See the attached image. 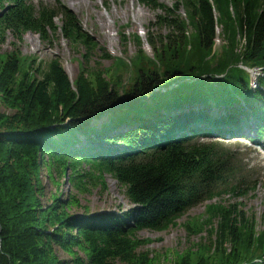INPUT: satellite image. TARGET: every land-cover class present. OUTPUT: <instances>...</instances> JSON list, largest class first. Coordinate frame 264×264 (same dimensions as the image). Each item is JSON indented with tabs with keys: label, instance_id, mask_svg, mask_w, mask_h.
<instances>
[{
	"label": "trees",
	"instance_id": "1",
	"mask_svg": "<svg viewBox=\"0 0 264 264\" xmlns=\"http://www.w3.org/2000/svg\"><path fill=\"white\" fill-rule=\"evenodd\" d=\"M141 2L163 12L157 23L169 33L148 38L153 57L140 49L133 61L117 58L120 73L110 77L83 64L71 80L58 59L27 64L0 50V103L11 111L0 112V264H153L137 230L165 229L228 186L240 188L243 166L218 138L244 126L264 136V0ZM181 5L186 17L177 15ZM0 11V41L59 30L85 46L88 63L96 49L64 5L0 0ZM82 161L110 172L133 209L77 216L69 209L80 203L61 194L42 204L32 179L42 167L61 178L70 168L76 180ZM208 207L218 221L204 251L216 257L183 254L174 264H264L254 218L234 205ZM58 248L70 258L59 259Z\"/></svg>",
	"mask_w": 264,
	"mask_h": 264
},
{
	"label": "rangeland",
	"instance_id": "2",
	"mask_svg": "<svg viewBox=\"0 0 264 264\" xmlns=\"http://www.w3.org/2000/svg\"><path fill=\"white\" fill-rule=\"evenodd\" d=\"M31 1L38 3L40 0ZM43 1L47 5L56 4L67 7L78 18L86 32L94 38L97 46L89 56V63L84 59V54L87 52L85 46L72 43L59 30H50L46 38L28 31L21 36V39L8 32L4 40L0 41V50L3 53L20 52L27 64L33 61L47 64L58 59L71 80L82 71L83 64H87L88 69L90 66L98 67L106 77H110L115 71L120 73L118 70L120 68L116 67L117 58L127 62L133 61L140 49L153 57L154 50L148 38L154 35L163 38L170 30L166 25L157 23L158 15L163 12L151 5L142 4V0ZM177 1L156 0V3L172 6ZM177 15L186 17L182 5L177 8ZM60 19L61 17L54 22L57 27L61 25ZM220 31L219 28L218 33ZM216 41L219 45L221 41L223 42L221 38ZM107 53L110 56L105 57ZM257 71L259 74L262 73L260 68ZM121 72L123 80L126 81L130 69L125 68ZM0 112L11 113L1 103ZM253 131L248 126H244L242 134L254 136ZM218 140L235 150L234 154L243 166L244 170L237 177L240 182L237 183L236 180L240 188L233 193V186H228L226 190L220 191L219 196L189 208L165 229L137 230L134 237L144 241L139 251L148 252L153 264H174L183 254H191L193 259L202 254L211 256L213 259L216 257L213 255L214 250L204 251L205 247L209 246L210 233L214 232L218 221V216L214 215L216 208L208 207L210 204L223 207L234 205L249 217L254 218L257 234L264 231V136L255 139L256 144L245 138H232L229 135L219 137ZM115 146L120 148L125 145L118 142ZM95 168L97 167L92 162H80L77 172L80 177L72 180L74 173L72 174L70 168L61 178L56 176V172H50L47 166L42 167L38 176L32 178L34 183L40 184L37 191L42 204H48L53 194H61L62 199L70 200V197H74L80 203L69 209L70 213L77 216L87 212L120 213L133 209L134 205L125 194V187L110 172ZM79 179L81 184L78 186ZM228 249L230 250L229 246ZM57 256L65 260L70 258L68 253L59 248Z\"/></svg>",
	"mask_w": 264,
	"mask_h": 264
},
{
	"label": "water",
	"instance_id": "3",
	"mask_svg": "<svg viewBox=\"0 0 264 264\" xmlns=\"http://www.w3.org/2000/svg\"><path fill=\"white\" fill-rule=\"evenodd\" d=\"M0 14H2V13H0Z\"/></svg>",
	"mask_w": 264,
	"mask_h": 264
}]
</instances>
